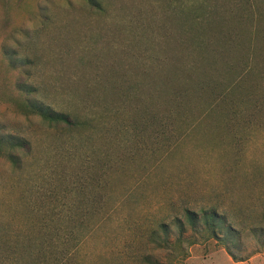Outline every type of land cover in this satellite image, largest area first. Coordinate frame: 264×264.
Wrapping results in <instances>:
<instances>
[{"label":"rangeland","instance_id":"obj_1","mask_svg":"<svg viewBox=\"0 0 264 264\" xmlns=\"http://www.w3.org/2000/svg\"><path fill=\"white\" fill-rule=\"evenodd\" d=\"M101 2L98 10L86 0H0V127L32 142L19 169L0 155V264H264V0ZM203 12L210 18L196 21H206L227 52L199 76L222 88L241 81L252 62L257 73L236 100H213L210 87H200L182 113L168 115L162 100L149 115L150 90L163 91L173 69L156 73L136 58L165 56L166 41L177 53L183 27ZM6 50L33 65L11 67ZM24 80L58 109L126 115L104 117L98 132L49 124L17 109ZM131 86L138 93L126 101ZM210 103L217 110L208 113ZM77 199L98 205L75 223L68 201ZM211 206L240 232L232 252L183 214ZM161 221L175 245L148 241ZM182 250L184 258L175 257Z\"/></svg>","mask_w":264,"mask_h":264},{"label":"trees","instance_id":"obj_2","mask_svg":"<svg viewBox=\"0 0 264 264\" xmlns=\"http://www.w3.org/2000/svg\"><path fill=\"white\" fill-rule=\"evenodd\" d=\"M86 2L93 8L101 10L102 2L101 0H86ZM193 11V10H192ZM191 11V12H192ZM188 17H191L190 14H187ZM210 12H203L192 18V24H186L183 27V36L179 41L178 51L174 46L171 45L170 41H166L165 48L167 53L165 56H161L155 50L150 52L147 63H144L141 59L136 58L139 66H146L148 70L156 71V73L161 72L162 70H171L173 72L166 76L165 83L163 86V91L161 86H154L153 90H150L148 107L150 108L149 115H157L156 106L158 102L165 101L166 109L169 111L168 115L180 114L182 113V106L186 103L185 100L189 99L192 95V92L199 89L200 87H210V91L213 92V95L218 93V96L222 100L235 99L237 97V91L241 87L242 83L246 81V77L249 74L257 73L254 62L245 70L243 74V79L239 82H226L222 88H219L221 83L219 80H215L213 77L211 79H206L200 77V73L205 72L207 67L216 66L219 61V55L221 53H226L227 51L220 47L215 40L214 36L211 35V27L207 25V22L201 20L196 21L197 17H206L210 18ZM240 32V31H239ZM234 41H232L233 43ZM231 47V46H230ZM7 57L9 59V64L13 68L17 67H29L33 65V60L30 56L17 57L15 53L9 55L6 50ZM177 54V55H176ZM219 56V57H218ZM224 66L230 68L229 70L234 69L236 62L223 60L221 59ZM250 70V71H249ZM27 72L26 74H29ZM182 76V77H181ZM153 80L155 85L160 84L159 80L161 76L153 75ZM206 83V85H205ZM218 89V90H217ZM17 90L19 97L16 100L17 109L26 116H39L44 121L55 126H65L68 127V130H89L92 132H98L102 129L104 117L116 118L117 121L122 117L119 110H113L110 108L107 116H104L101 112H92L85 116H81L70 110H63L54 107L51 103L43 100L40 97L41 91L35 86L32 82L24 80L17 83ZM127 94V100H130L134 96H137L138 90L136 87H129L125 89ZM250 93L246 95V99L254 98V91L252 88L249 89ZM165 93V97L161 98ZM216 95L213 100L216 99ZM191 100V99H190ZM208 113L217 110L214 107V103H210L209 106H206ZM233 112H236L235 109ZM121 114V115H120ZM126 115V111L123 116ZM131 115L130 112L124 119H129L128 116ZM103 117V118H102ZM129 121V120H128ZM107 130L111 133L117 132V124H114V120L111 124L106 125ZM137 129L136 122H133L127 127V131H135L132 129ZM0 127V155L5 156L12 164L14 169L21 168L23 164V154H27L32 150V142L23 135L11 133L9 131H1ZM96 200L88 203V200H72L68 201V221L77 222L81 218L82 214L91 213L97 209ZM185 217L193 224V227H196L197 222L203 221L209 230V236L216 238L219 241H222L230 249V241H234V238L239 239L240 232L232 224L226 214L221 213L217 207L211 206L206 208H201L200 210H195L190 207H185L184 212ZM81 216V217H80ZM178 222L182 223V217H177L175 219ZM185 222V221H184ZM184 222L181 225H184ZM169 224L168 222L161 221L158 225V228H155L148 233V241L159 242L160 244L165 245V247L173 246L170 242V233H169ZM264 229V228H262ZM157 230V231H156ZM161 232V233H160ZM264 234V230L263 233ZM179 239V238H178ZM181 239V238H180ZM180 239L175 242L180 243ZM233 239V240H232ZM174 243V242H173ZM264 245V243H263ZM230 252L231 249H230ZM181 253V254H179ZM176 253L175 257L184 258L186 253L184 250ZM232 256L235 257L233 253ZM181 256V257H180ZM141 261L148 262V256H143Z\"/></svg>","mask_w":264,"mask_h":264}]
</instances>
